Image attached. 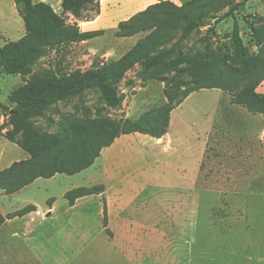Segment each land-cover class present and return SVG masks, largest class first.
Wrapping results in <instances>:
<instances>
[{
    "label": "rangeland",
    "instance_id": "374dc122",
    "mask_svg": "<svg viewBox=\"0 0 264 264\" xmlns=\"http://www.w3.org/2000/svg\"><path fill=\"white\" fill-rule=\"evenodd\" d=\"M47 1L55 11L63 14L67 22L77 23L79 27L77 20L96 19L101 11L98 0V3L85 5L77 18L71 13L62 12L61 0ZM103 1L107 9L103 8L105 17L97 26L99 30L106 28V31L103 30L102 35L88 42L71 43L59 51L49 52L33 65L34 72L50 67L67 72L86 70L102 61L115 59L116 51L121 46L115 36L118 24L115 18L124 19L121 17L125 14H135L146 8L152 0ZM170 1L181 5L188 0ZM250 8L263 16L255 24L263 28L264 0H248L244 11L250 13ZM19 13L20 7L13 0H0V46L18 40L25 34L24 22ZM117 14L119 16L115 17ZM237 21L244 42L251 52L257 51L247 23L239 15ZM207 23L212 28L204 24L185 39L179 40L177 36L164 49L174 46L171 57L203 52L218 46L227 49L233 19L228 17L218 23L208 20ZM144 34H137L136 37ZM20 77V74H0V101L6 99L11 88L9 85L15 86ZM163 86V82L147 79L142 66L137 64L116 85L117 93L124 94L118 106L109 105L100 90L86 89L80 96L60 102L46 111L44 116L31 120L44 133L56 132L71 122L82 121L99 113L116 119H134L166 103ZM260 90L264 91V85ZM263 130L264 116L252 114L244 107L232 104L229 94L221 89L201 88L190 93L172 110L169 134L164 139L158 140L141 133L125 135L122 139L124 143L102 149L94 164L81 174H60L51 180H39V197H43L46 188L59 197L65 188L94 184H102L104 189L106 186L112 190L122 189L126 195L130 194L132 186L149 181V187L137 196L149 197V249H144L142 253L143 258L149 256V264H165L161 258V247H158L162 239L154 231L156 227H161L171 239L169 246L175 251L177 264H264ZM2 141L0 150L4 149V156L0 158V168L11 157L10 146L6 144L11 143L7 139ZM168 143L170 145H167L168 150L165 152L163 146ZM18 149L23 150L20 147ZM105 198L103 196L102 201L105 202ZM59 199V211L32 226L35 234L44 238L54 232L58 242L64 238L61 230L67 221V216L61 213L63 197ZM177 200L197 203L191 209H186L184 224L171 218V207ZM100 208L102 202L97 196H89L79 203L74 211L89 215L85 225H88L90 232L88 236L85 234L68 242L73 250L85 249L84 254L77 256V261L91 252L94 264L96 261L98 264V259L103 258L101 253H105L108 260L106 264H116L114 258L118 249L130 247V241L121 239L119 225L115 221L112 224L117 234L114 241H109L104 234L96 235L95 227L103 220V215H98ZM23 224L22 221H16L0 228V264L13 257L4 255L7 251L26 247L21 240L22 233L19 232V236L12 235L20 231ZM142 254L139 252L136 256L139 262L142 261Z\"/></svg>",
    "mask_w": 264,
    "mask_h": 264
},
{
    "label": "trees",
    "instance_id": "16d2710c",
    "mask_svg": "<svg viewBox=\"0 0 264 264\" xmlns=\"http://www.w3.org/2000/svg\"><path fill=\"white\" fill-rule=\"evenodd\" d=\"M13 1L20 7L25 34L0 46V71L28 78L10 92L9 100L14 103L11 109L0 101V107L10 111L7 123L0 125V132L6 124L11 125L4 136L27 152L28 157L0 170V188L5 194L18 191L40 177L73 175L85 170L103 148L121 135L138 132L161 138L169 130L172 110L201 88L221 89L229 94L232 104L264 116V92L257 90L264 81V27L255 25L263 16L244 11L248 0H188L181 5L170 0L154 2L117 24V37L145 33L123 55L86 70L69 72L51 67L34 72L33 65L49 52L100 36L103 30L83 31L42 0ZM93 2L98 0H61L62 12L78 18L84 6ZM238 15L252 31L258 47L255 52L250 51L240 34ZM228 17L233 19V26L227 49L218 46L176 57L170 56L174 46L164 49L177 36L179 40L185 39L204 24L212 28L208 20L218 23ZM137 64L142 66L147 79L164 83L165 104L134 119H116L99 113L71 122L56 132L43 133L35 127L32 118L44 116L52 107L80 96L86 89L100 90L109 105L118 106L124 94L117 93L116 85ZM103 191L102 184L78 186L66 191L64 198L73 205L80 197ZM33 210L35 206L29 204L6 216L0 212V227L6 218Z\"/></svg>",
    "mask_w": 264,
    "mask_h": 264
},
{
    "label": "crops",
    "instance_id": "0c3cea01",
    "mask_svg": "<svg viewBox=\"0 0 264 264\" xmlns=\"http://www.w3.org/2000/svg\"><path fill=\"white\" fill-rule=\"evenodd\" d=\"M47 3L49 1L43 0ZM159 1V0H156ZM156 1H150L149 5L156 2ZM260 1V0H258ZM100 9L101 11L97 15L96 19L92 20H77L80 24V29L83 31H90V30H99L97 24L101 22V19H104L103 15V8L104 1H99ZM106 8V7H105ZM107 9V8H106ZM250 13L252 9L250 8ZM133 14H125L123 17L124 19L115 18L116 16H119V14L115 15V20H117L119 23L122 20H125L129 18ZM102 30L106 31V28H102ZM117 28L115 27V31ZM116 38L120 41V48L116 51L117 56L115 59L119 58L121 55H123L130 47H132L137 39L139 37H136V35L133 36H127V37H117ZM90 40V39H89ZM89 40H84L80 43L88 42ZM79 43V42H78ZM105 51H108V49H105ZM110 53V51H108ZM107 60V58H106ZM0 74H5L0 71ZM25 78H28V76H22L20 77V80L15 86H10L9 88L10 92L22 85L25 82ZM264 85V81L258 86L257 90L259 92H264L260 90V87ZM9 94L7 95L6 99L4 101L1 100V103L10 109L14 106V103L9 100ZM3 108L0 107V125L3 123H7L9 118L10 111H5ZM11 128V125L6 124L3 130L0 132V141L7 139L3 133H5L8 129ZM169 131V130H168ZM138 134V132H133L131 134ZM142 134V133H141ZM169 132H167L165 135L161 137V139H164L166 136H168ZM125 135L124 134L119 136L115 139V141L110 145L112 148L114 146H119L120 143H124V140H122ZM145 136L147 134H144ZM154 138V137H153ZM8 140V139H7ZM156 140V139H155ZM11 144L6 143L10 146V158L7 159L6 163L3 167L0 168H6L8 167L12 162L26 159L28 157L27 152L24 150L19 151V147H17V144L14 142H11L8 140ZM14 144V145H13ZM167 145H170V143L163 146V150L166 152L168 150ZM108 146V147H110ZM170 147V146H169ZM106 148V147H105ZM104 149V148H103ZM14 152L16 153V156L13 157ZM4 156V149L0 150V158H3ZM100 156V155H99ZM98 158V157H97ZM96 158V159H97ZM94 164V163H93ZM92 164V165H93ZM89 168V167H88ZM82 170L76 174H81L82 172L86 171ZM60 176V174H55L54 176L50 178H43V179H54ZM106 176V174H105ZM42 177L35 179L32 183L29 185L19 189L18 191H15L11 194H5L2 189L0 188V212L6 216L9 213H13L14 211H17L26 205L32 204L35 206V210L28 212L21 216H15L12 218H6L5 222L1 225L3 227L7 223L16 222V221H22L24 222L23 227L20 229V231L14 232L13 236H19V232L22 233V241L26 245V247H22L15 250H9L4 255H11L13 257L9 258V260L5 259L4 263L2 264H94V259L92 258L93 254L89 252L88 254H85V257L81 260H76L77 256L80 254H84L85 249H77L73 250L70 248L69 242L74 239H78L81 237H84L86 234L88 236L89 234V227L86 226L85 223H88L89 215L86 212H77L74 211L78 208L79 203L89 196H97L101 198L102 202V209L98 210V215L101 217L102 215V222H98L96 229V235L104 234L103 236L106 237L109 241H114L116 238V232L113 231L112 224L114 221L119 225V233L122 236V240L130 241V247H127L125 249H118V254L115 255L114 260L116 261V264H149V256L143 258V251L144 249H149V197L143 196L142 198H137L138 194L143 193L147 187H149V181L145 182V184H138L132 186V189L130 190V194H124L122 189H116L112 190L106 186L103 193L99 194H92L87 195L78 198L73 205H70L66 198H64V193L68 191L70 188H65L62 190V192L59 194V197H63V211L61 212L63 215H66V225L62 228L61 232L64 235V238L61 241H57L56 235L54 232H52L50 235H48L46 238L35 234V230L32 227L35 223L41 222L43 220H46L47 218L51 217L55 213L59 211L58 209V202L59 197L55 196L50 192L48 188L44 189L45 193L43 194V197H39L41 194L40 192V186H38V183L40 182ZM103 194V195H102ZM111 195L113 198H110ZM105 198V202L102 201V197ZM128 196V198H126ZM39 197V198H38ZM197 203L190 202L186 200H177L176 203L172 204L173 211L171 212L174 220H176L179 224L185 223V211L186 209H191L192 207L196 206ZM106 206V215L104 214V207ZM102 210V213H101ZM170 216V215H169ZM106 219V220H105ZM0 227V228H1ZM164 228V227H163ZM19 229V228H18ZM162 228H157L154 230L158 235L160 236V239H162V244H160L158 247H161V254L162 259L165 264L168 262L170 264H177V258L175 256V251H172L169 246V240L167 235H165V232L161 230ZM162 231V232H161ZM39 236L42 238L39 239ZM125 236V237H124ZM91 239V238H90ZM90 239L88 241L90 242ZM88 242V243H89ZM115 246V245H114ZM146 248H143L145 247ZM116 249L118 248L115 246ZM122 248V247H120ZM141 252L142 254V261L137 260V254ZM111 254V253H109ZM115 254V252H114ZM103 258L98 259V264H106L108 261L106 259V254L101 253ZM102 259V262L100 261ZM111 261V259H109ZM97 264V261H96Z\"/></svg>",
    "mask_w": 264,
    "mask_h": 264
},
{
    "label": "bare ground",
    "instance_id": "6f19581e",
    "mask_svg": "<svg viewBox=\"0 0 264 264\" xmlns=\"http://www.w3.org/2000/svg\"><path fill=\"white\" fill-rule=\"evenodd\" d=\"M158 140H161V138H157Z\"/></svg>",
    "mask_w": 264,
    "mask_h": 264
}]
</instances>
